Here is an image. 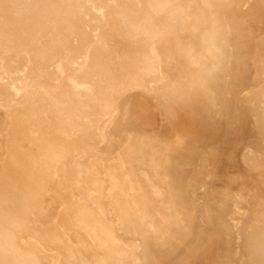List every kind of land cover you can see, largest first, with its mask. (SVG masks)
Returning <instances> with one entry per match:
<instances>
[{
	"label": "rangeland",
	"instance_id": "rangeland-1",
	"mask_svg": "<svg viewBox=\"0 0 264 264\" xmlns=\"http://www.w3.org/2000/svg\"><path fill=\"white\" fill-rule=\"evenodd\" d=\"M76 1L82 3L75 27L51 53L53 26L24 45L21 29L10 41L0 37V176L17 116L43 107L49 126L68 123L53 118L56 98L67 92L74 102H85L98 93L97 66L90 67L86 53L98 51L117 85L102 114L90 111L91 130L72 129L77 146L69 149L66 167L55 163L56 175L18 233L20 252L32 253L40 264H64L66 246L91 260L96 250L90 237L61 221L73 204L112 226L123 247L136 243L141 264L147 234L175 245L163 261L151 254L150 264H243L264 204V0H179L185 6L177 39L162 37L153 47L142 37L127 38L121 16L137 15V0ZM9 15L2 12L4 22ZM164 17L154 15L152 23L158 27ZM176 41L202 59L200 68L188 66ZM143 50L162 77L145 78L146 90L126 78L129 60ZM29 148L28 141L21 143L23 151ZM245 190V202L233 204V194ZM176 224L184 236L170 235Z\"/></svg>",
	"mask_w": 264,
	"mask_h": 264
},
{
	"label": "bare ground",
	"instance_id": "bare-ground-1",
	"mask_svg": "<svg viewBox=\"0 0 264 264\" xmlns=\"http://www.w3.org/2000/svg\"><path fill=\"white\" fill-rule=\"evenodd\" d=\"M137 2L140 3L141 0H137ZM81 3L82 2L79 3L76 0H0V37H5L10 41L15 37L14 32H17L15 30L21 29V31L23 30L25 33V38L20 41V44L24 45L34 40L37 34L43 33L46 27L53 26V31L55 33L52 32L54 36L51 35L53 37L51 48H49L48 51L46 50L47 53L46 51H42V54L43 52L46 54L51 53L55 48L54 46L64 42L66 36L70 34L73 27H75V14L78 7H81ZM138 3L137 15L132 17L121 16L126 26L127 38L142 37V42L150 47H153L156 41L162 37L173 35V37L177 39L175 27L180 19L179 16L183 10L182 6L184 4L182 5L179 0H143V6L140 5L141 3ZM147 10H149L151 14L148 13ZM4 11H7L10 14L9 16H12L8 22H4L3 20L2 12ZM162 12H165V17L163 22L157 27L152 23L151 18ZM195 31L197 30L195 29ZM1 40H4V38ZM16 40L14 39L13 41L15 42ZM175 50L185 55L188 66L193 65L200 68L198 66H201L202 59L196 58L190 50L184 49L178 42L175 46ZM84 59L88 61L87 63L89 65L91 63L97 66L95 76L100 85L98 84V93L92 99L93 101L89 99L85 102H74L71 97L72 95L67 92L56 98L54 102V117H52L59 123L62 118L66 117L68 118V123L61 122L60 124L49 126L44 119L45 109L43 107L36 112L27 111V114L15 116L16 118L12 126L13 135H11L12 146L7 159V167L5 172L0 176V264H40L38 258L32 253L20 252L17 245L18 233L21 229L26 227L29 221V215L41 202V194L49 183L52 182L53 176L56 175L55 163L60 161L63 168L67 166V160L70 158L69 149H74L77 146V141L73 139L71 135L72 129L81 128L85 130L90 129L89 127L92 129L93 124H89L90 121L87 120L90 117L92 119V113H90V111L94 108V112L98 109L102 114L104 111V101L109 95V90L115 86V82L112 80L113 78L110 77L108 66L103 61L98 51L92 54L86 53ZM93 65H90V67L92 68ZM129 66H131L132 71L128 72L130 74L126 77L128 79L127 83L136 87L141 85L140 89L142 88V83L145 78L152 80V82L162 78L158 74V70L154 68L151 54L147 51L143 50L136 53L135 57L129 60ZM144 88L146 90V86ZM106 109L109 112L110 108L108 109L107 107ZM170 116L172 117V115ZM251 118L253 124H256V114L251 113ZM23 141L29 142V150L23 151L21 149V143ZM65 148H67L68 151H66L67 149ZM251 153L250 150H248L244 156L242 153L245 162H248V155ZM167 180L168 183L172 185L171 181L173 179L168 177ZM145 181L147 180L145 179ZM156 188H154V190ZM63 190L65 191L66 187L62 186L60 188V191ZM155 192L157 191L155 190ZM158 193L159 192L156 193L157 196ZM233 195L235 197L233 204H239L245 202L249 192L245 190L242 192H235ZM65 212V215L62 214L64 217L62 216L63 220L61 221L75 229L84 231L90 237L96 251L91 260H86L80 254L74 253L63 245L61 247H64L62 253L64 264H122L126 262L127 264H141L139 263L138 257L134 255V251L138 245L132 243L130 247H123L114 233V228L105 223L103 219L83 208L74 207L73 204H71L70 209ZM101 215L103 214L101 213ZM256 222L257 224L252 228L247 237V258L243 264H264V226L262 224L264 222V204L257 214ZM46 234L47 233H45V235ZM185 234L182 225L176 224L170 231V235H177L178 237L184 236ZM52 239L55 242L60 241L57 238ZM48 241H50V239H48ZM174 246V242L169 240V238H164L162 241L155 242L152 236L147 234L144 237L142 249L144 254L142 257L143 264H150L148 262L153 260L152 257L154 256L151 255L153 253L156 254L155 256H157V259L163 261L168 258V255L165 253L170 252ZM160 254L165 255L160 257Z\"/></svg>",
	"mask_w": 264,
	"mask_h": 264
}]
</instances>
